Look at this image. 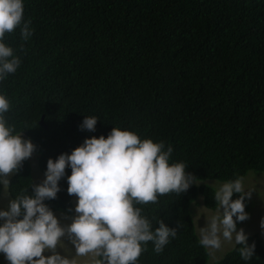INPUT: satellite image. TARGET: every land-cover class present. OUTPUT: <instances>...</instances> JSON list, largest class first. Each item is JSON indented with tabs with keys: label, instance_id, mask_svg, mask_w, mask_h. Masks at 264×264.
Returning a JSON list of instances; mask_svg holds the SVG:
<instances>
[{
	"label": "trees",
	"instance_id": "1",
	"mask_svg": "<svg viewBox=\"0 0 264 264\" xmlns=\"http://www.w3.org/2000/svg\"><path fill=\"white\" fill-rule=\"evenodd\" d=\"M24 21L27 40L20 26L5 33L21 63L0 81V93L10 102L8 124L36 145L39 170L114 126L171 144L169 162H184L201 182L134 205L153 229L160 219L177 229L159 253L147 242L138 262L208 264L191 205L215 209L214 181L264 172V0L236 9L219 0H24ZM224 24L234 32L224 34ZM240 35L256 51L247 59L233 49ZM85 115L98 118L95 131L79 127ZM65 172L45 203L71 216ZM9 181L10 199L31 193L28 159ZM247 242L255 243L248 261L235 245L212 264H264V236Z\"/></svg>",
	"mask_w": 264,
	"mask_h": 264
},
{
	"label": "clouds",
	"instance_id": "2",
	"mask_svg": "<svg viewBox=\"0 0 264 264\" xmlns=\"http://www.w3.org/2000/svg\"><path fill=\"white\" fill-rule=\"evenodd\" d=\"M219 1L227 2L231 9L243 4V0ZM23 4L24 0H0V81L21 63L4 42L5 33L20 26L22 39L32 34L30 21L22 23ZM228 25L224 24L226 35L234 32ZM161 44L164 39H160ZM233 49L245 59L256 53L245 45L241 35L238 48ZM9 108V100L0 93V194L5 196L9 193V176L36 148L31 139L23 137V131L16 132L8 124L5 113ZM97 120L96 116L85 115L79 127L95 131ZM172 151L171 144L166 147L164 141L141 139L134 131L114 126L106 137H86L70 153L49 158L44 178L31 184V193L27 190L18 194L8 200L7 208H0V253L9 264H139L138 257L147 242H152L156 253L161 252L177 229L161 219L153 229L142 209L134 205L156 202L158 194L184 193L193 183L201 182L186 171L184 162H169ZM66 167L70 168L67 193L77 199L74 209H69L74 213L70 222L63 224L45 201L57 196ZM253 190L243 175L216 186V210L204 214L205 225L199 226L198 243L210 255L221 249L223 242H229L240 246L236 250L244 261L253 257L255 243L249 244L247 233L237 227L249 216L246 197ZM233 193L239 195L233 199ZM249 212H253L252 207ZM260 228L264 230V217ZM65 238L72 248L65 244Z\"/></svg>",
	"mask_w": 264,
	"mask_h": 264
},
{
	"label": "rangeland",
	"instance_id": "3",
	"mask_svg": "<svg viewBox=\"0 0 264 264\" xmlns=\"http://www.w3.org/2000/svg\"><path fill=\"white\" fill-rule=\"evenodd\" d=\"M23 137L27 138L24 134H22ZM29 139V138H28ZM29 164H30V174L33 180V184L39 183L44 178V173H42L37 165V154L33 152L30 158H28ZM12 175V174H11ZM10 175V176H11ZM9 176V178H10ZM223 181H214L213 187L216 188L218 184L222 183ZM245 183L247 186L254 187L255 190H253L250 197H248L249 201L248 203L251 205L253 212H248L249 216L244 221H241V223L237 226L238 228H243L244 231L247 233V235H250L251 233H258L260 237L264 236V230L260 228V219L261 217H264V172L260 173L258 171H249L248 174L245 175ZM10 199L9 193L7 196L0 194V208H7L8 200ZM76 196L73 194L72 196V203H73V209L76 203ZM192 210V218L194 221L195 226H197V232L199 233V226L203 227L205 225V217L204 214L210 215L211 213L215 212V209L206 208L202 201H199L198 204L191 205ZM54 214L59 218L60 222L63 224H67L70 222L71 216H65L62 215L59 211H55ZM197 233V234H198ZM65 244L72 248L71 243L65 238ZM234 245L229 242H223L221 249L217 250L214 255H210L208 253V264H212L213 261H217L220 259L226 251L231 249ZM62 252V249H58ZM46 255L48 253H45ZM83 261V258H81ZM0 264H9V262L5 259L4 254L0 253Z\"/></svg>",
	"mask_w": 264,
	"mask_h": 264
}]
</instances>
